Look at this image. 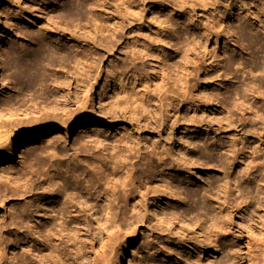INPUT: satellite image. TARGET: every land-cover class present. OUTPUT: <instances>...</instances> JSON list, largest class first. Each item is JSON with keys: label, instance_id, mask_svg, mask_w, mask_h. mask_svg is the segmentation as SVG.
I'll return each instance as SVG.
<instances>
[{"label": "rangeland", "instance_id": "rangeland-1", "mask_svg": "<svg viewBox=\"0 0 264 264\" xmlns=\"http://www.w3.org/2000/svg\"><path fill=\"white\" fill-rule=\"evenodd\" d=\"M68 1L77 0H12L7 7L0 32V107L7 103L20 106V117L27 122L18 137L46 121L77 120L81 115L77 107L83 99L79 101L75 94L76 80L82 75L98 76L87 106L95 116L100 115L99 108L104 109L107 114L100 116L110 126L99 127L92 137L73 132L68 139L55 145L44 143L28 157L11 163V169L0 178V264H13L15 257L20 258L16 264H23L24 236L34 239L39 225L56 218L57 223H71L76 218L86 221L88 257L104 253L109 250L104 244L112 215L123 234L132 224L137 232L123 264H187L190 253L183 244L186 236L196 239L195 233L186 232L188 224L195 229L197 221L210 224V216L196 209L200 197L194 194L209 191L222 173L178 157L187 151L196 160L205 149L202 132L211 149L216 138L225 141L213 133L220 121L216 113L225 101L232 113L237 109L233 103L242 102L237 91L240 95L245 90L264 92V0H78L91 2L94 9L72 15L66 11ZM66 78L71 80L69 87L63 83ZM121 88L139 105L121 100L116 94ZM165 91L166 101L162 99ZM60 95L67 98L57 103ZM247 97L248 103L259 102L253 95ZM144 102L151 105L142 107ZM236 111L233 118L237 114L241 119L242 113ZM5 119L8 117L0 114V123ZM236 129L225 134L233 136ZM238 130L242 135V127ZM97 137L102 144H95ZM251 139L249 143L254 141ZM128 140L133 142L135 156L126 149L130 145L122 143ZM110 146L119 148L110 153ZM262 146L264 151V142ZM159 153L168 168L175 161L183 173L167 167L161 170L156 160ZM114 154L118 157L111 159ZM128 160L134 166L127 165ZM126 169H133L131 175L138 178V184L129 187L135 199L127 206L120 181H125ZM235 170L232 179L239 166ZM247 176L240 177L237 185L245 191L248 188V199L235 211L227 232L218 237L217 250L205 247L202 258L207 263H220L237 244L236 261L242 263L248 256L239 244L242 239L253 243L257 251L251 249L252 254L260 258L258 264H264V184L259 191L260 176L257 184L255 175ZM142 178L150 184L149 197L146 206L139 207L145 216L135 221L130 215L136 213L135 204L141 200L135 194L141 191ZM111 184L119 185L114 190ZM231 185L233 189L237 186ZM153 190L166 198L165 203L153 202ZM62 193L67 198L62 199ZM105 193L114 199L112 209L101 197ZM58 207L73 213L70 217L56 214L53 210ZM127 208L132 210L126 214L128 221L122 219ZM79 246L77 243L75 248ZM81 257L78 262L86 263ZM25 262L33 264L29 259Z\"/></svg>", "mask_w": 264, "mask_h": 264}, {"label": "bare ground", "instance_id": "bare-ground-1", "mask_svg": "<svg viewBox=\"0 0 264 264\" xmlns=\"http://www.w3.org/2000/svg\"><path fill=\"white\" fill-rule=\"evenodd\" d=\"M11 1L12 0H0V32L2 31L1 26H3V16L6 13L7 7L11 4ZM77 1L76 2L68 1L70 3L66 4V11H67L68 15L69 14L72 15L75 11L78 12L79 14H81L82 11H84L85 9L87 10V8L90 10L94 9V6L92 5L91 2H86V1H78L77 2ZM1 62L2 61L0 59V84H1V75H2ZM256 68H259V65H256ZM250 71H251V74L254 73V70L251 69ZM115 77H117V74L113 75L111 78H109L108 84L110 82H112ZM98 79H99L98 76H89V77L86 76V77H84V75H82V77L79 76L77 78V80H76L77 86L75 87V92H76L75 94L79 98V101H80V99H83V101L81 103L79 102L80 104L77 107V110L81 114L77 120L70 117L68 119L60 120V121H56V122L46 121L41 126L36 128L35 130L30 131L27 134L24 133V135L19 136V137L17 135L24 131V127L26 126V122H27L24 119H22V117H20L21 113H22L21 109L19 108L20 106L19 107L16 106L15 103H7L5 106L0 107V114L4 115L5 117L6 116L8 117L7 121L5 119V121L3 120L4 122L0 123V178H2V176L4 175V173L6 171L11 169V163L13 161L17 160L18 158L28 157L29 154H32L35 150L42 147V145L44 143H46L47 145L48 144L55 145L58 142L63 141L64 139H68L69 135L72 134L73 132L80 134V135H83V136L85 135V136L92 137L93 134L99 132L98 131L99 127L110 126V123H108L105 119H103L100 116V115L107 114L104 109L99 108L100 115H98V116H95L93 113H91L88 110L87 102H88L89 97L91 95V91H93V86L95 83H97ZM63 83L67 84L68 85L67 87H69L71 80H69V78H68L67 81H63ZM68 90H69V88H68ZM116 94L118 97H121V100H124L126 104H130V106H133L138 102V101H135V98L132 95H130L126 89L121 88V89H119V91H116ZM167 94H166V91L163 93L162 99L164 101L168 100ZM257 94H260V95H257ZM237 95L240 96V99H241L240 101H242V102L237 103L238 102L237 101V102L233 103L234 104L233 107L237 108L236 109L237 111L235 110L236 113L238 111L240 113H242L241 119H237L236 118L237 114L235 113L236 115L234 117L236 120H238L237 122L235 121V119L233 118V115H234L233 113L235 111L232 113L233 110H231L230 107H228L229 103L225 100H224L225 102H223V104H221L223 109H220V111L218 113H216V118L219 119L220 121L217 123L218 127L215 130L217 132H213V133H215L217 136H223L225 138V141H223L224 140L223 138H222L223 140L221 138H219V139L216 138L212 144L213 149H211V148H209V144H208L207 139H206V134L204 132H202V137H201L200 141L203 144V146L205 147V149L203 150V152L198 153V155L196 156V160L193 159L191 157L190 153H188L187 151H185V152L182 151L181 157H178V159L181 161L187 160L189 162L198 163L201 167H204V168L208 167V168L212 169L213 171H217V172L222 173V175L220 176L221 178L218 177L217 178L218 180L216 183L212 182L210 184V190L209 191L208 190H205V191L201 190L198 193L194 194V195H197L198 197H200L199 201L196 202V209L202 210L205 212V214L210 216V219H209L210 224H208V225L207 224H200L197 221L199 224L197 222H195V224H197V225L192 224L193 226H196L197 229L190 226L191 225L190 223L188 224V226L186 225L187 223L185 224V226H187V228L188 227L190 228V229L186 228V230H187L186 232H188V234L192 232L193 235H194V233L196 235V236L194 235V237H196V239L191 238L189 235H188L189 238L187 239V236H186L185 243L181 240L184 243L183 246L186 249H188V253H190V255L187 257V260H188L187 264H214V262L211 263L212 260L210 263L205 262L206 260L202 258V254L205 251V247H207V246H210L212 249L217 247L215 244L218 241V237L223 234L222 232L225 229H227V228L229 229V224L235 215V211H237L240 208L239 207L240 205H242L243 203L245 204L244 200L248 196V195L246 196V194H248L249 192L246 193L248 188L247 189L243 188V189H246V191L242 190V188H238L237 183L240 180L239 178L253 174V175H255V177H253L254 182L257 184V181H258L257 175L260 176L261 179L259 177V181H258L259 184L257 185L258 188H256L259 191H261V188L263 187V184H264V151L262 148L263 147L262 144L264 142L263 141L264 140V92L262 93L259 90L254 89V91L245 90V92L242 95H240L239 91H237ZM247 95H253L256 98V101L258 99L259 102L253 101L252 103H248L247 102L248 100H246V98H248ZM66 98L67 97L65 95H60L56 98V102L60 103V100H63V99L65 100ZM243 98H244V100H243ZM173 99H174V96H173ZM217 100H218V98H217ZM67 101H68V99H67ZM134 101H135V103H134ZM183 102L184 101H182V103ZM180 103H181V101H180ZM257 103H259V106ZM119 104H120V102H119ZM260 104H262V105H260ZM138 105L139 104L135 105V107ZM150 105H151L150 102H144V105H142V107L150 106ZM148 113H150L149 110H148ZM14 116L20 117L21 120L17 119L18 117L15 119ZM13 117H14V119H13ZM28 123H29V119H28ZM237 124H238V126H236ZM162 125H164V124H162ZM233 127H237V129H236L237 133L233 136H227L225 134L226 130L232 129ZM240 127H242V131H243L242 135L240 134V132L238 130V128H240ZM120 129H122V128H120ZM249 138H253L254 141L252 143H249ZM253 139H251V140H253ZM94 141L96 142L95 144H102V140L99 137H97ZM122 143L125 146L130 145L129 147H127V148L125 147V148L128 149V152H130L131 154H134V153H132V150H134L135 147L132 144L133 143L132 141L128 140L126 142L123 141ZM22 144H25L21 148V149H23V152H22V154L18 155L19 147ZM117 148H119V147L110 146L108 148V150L111 153L112 151H115ZM165 152H166V150H165ZM150 153H153V152H150ZM136 154H137V152H136ZM168 154L166 153L167 156H168ZM138 155L139 154H137L136 157H138ZM150 155H147V157ZM153 155L154 154H152V157H153ZM173 155H175V154H173ZM131 156H135V154L131 155ZM158 156H157L158 159L156 158V160L159 161L158 165L161 166L160 168L162 170V168L164 169L167 167V163L164 162L165 160H164V156L162 153H159ZM117 157L118 156H116V154L111 155V159H116ZM140 157H142V155ZM131 158H134V157H131ZM149 158L151 159V157H149ZM145 159H146V157H145ZM143 160H139V161H143ZM170 160H171V158H170ZM127 162L129 163L130 160H128ZM127 162L125 161V163H127ZM173 162L174 163H171L173 165L170 166V168H168L169 166L167 168L172 169V170L175 169L176 171L183 173L181 170V167H180L181 164H178V162L176 163L175 161H173ZM130 164L132 165L133 163L131 162L127 165H130ZM132 166H134V165H132ZM234 166H236V167L239 166V172L238 173L236 172L238 175H235L236 177L234 176V178L232 179L231 175L233 173L231 174V172H233L236 168ZM133 169H130V170L126 169L127 172L125 170L126 175L124 178H123V174H122V178L125 181L122 182V180H120L121 184L124 187L123 189L121 188V190L123 192L122 194L124 195V200L126 201V206L129 205L130 199H131V201L135 199V197H133L134 195L132 196V193L129 190L130 189L129 187H131L132 185H136V183L138 184V178L137 177L135 178L133 175H131ZM125 172H124V174H125ZM247 177H249V176H247ZM142 179L143 180H142L141 185H140L141 191L136 192V191H139L137 189L135 191L136 192L135 196H137V197L140 196L141 200L139 201V203L135 204L134 208H136V210H135L136 213L134 215L129 214V211H132V210H128V208H127V211L125 210L126 213H125V216L122 217V219H124V217H125L126 221L129 220L127 218L126 214L127 215L129 214L131 219L135 220V221H141V219H143V217L145 216V214H143L144 212L143 213L141 212L142 208H139V207L141 206V204L143 207L146 206L145 203L148 201L149 190H150L149 185L150 184L148 185L145 178H142ZM10 180H11V178H10ZM215 180L216 179H214V181ZM10 182L13 183L14 181L11 180ZM118 182H119V180L116 182V184ZM111 183H112V181H111ZM232 183L235 184L234 186L237 185L235 187V189H233L234 187L233 188L231 187ZM112 185L113 184H111V186ZM118 185H115L114 186L115 188L112 186L113 188H111V189L116 190L117 189L116 186H118ZM239 186H240V184H239ZM15 187L17 189L16 185H15ZM111 189H110V191H111ZM131 189H133V188H131ZM121 190L118 189V191H121ZM113 192L114 191H112V193H111L112 196H113ZM236 192H238V193H236ZM105 194H102L101 197L102 198L105 197L106 203L108 204L107 206L106 205L105 206L108 209H110L112 206L111 202L114 201V199L112 198V201H111V199H110L111 195H110V197H108V194H106V195ZM238 194H240V195L237 197ZM123 195L121 197L122 199H123ZM152 195H153L152 200H153V202H156V204L165 203L166 198H163L162 196L157 195L156 190H153ZM66 196H67L66 194H63V193L61 194L62 199ZM239 199L242 201H239ZM68 201L69 200H65L64 202L66 203ZM64 202L61 203L62 206H63ZM106 203H104V204H106ZM64 206H65V204H64ZM114 206H116V205H114ZM246 209H248V207ZM65 210H64V208L62 209V207H61V209H60V207H58V209L55 208L53 210V212H56V214H61L64 216L66 215V216L70 217L71 213H73V212L69 211L70 213H67L68 214L67 215ZM67 212H68V210H67ZM131 213H133V212H131ZM109 214L110 213L107 214V218L110 216ZM164 214H165V212H164ZM165 215H166L165 218L167 216L169 217L167 212ZM157 216H158V218L161 219V217L159 215H157ZM59 218H60V216H59ZM114 219L116 220L115 216L112 215L111 219H110V220H112L111 226L108 227V229H107L108 231L106 233V240H105V244H104V246L108 247L109 250L105 251L104 253L102 252L99 254H97V253L91 254L92 256H90V257H88L89 252L88 253L86 252V246H87V243L89 240L88 239L89 237L87 235L88 234V224L86 223V221H82V219L81 220L79 219V221H75V220H77V218H76L75 220H73V222L75 221L74 222L75 227L74 226L71 227L73 225L71 223H73V222L70 223L67 221H63L61 223H57L59 221V219L56 218V219L52 220L51 222H45L44 225H42V226L37 225L38 227H37L36 232H35L36 236H33L34 239L32 238V235L31 236L25 235L22 242L20 241L23 248H24L23 251L26 252V254L21 253V256L23 257L22 262H23V264H26L27 262H25V261L27 259H29L30 261H33V264H82V263L78 262L80 255H81L82 256L81 258H84L87 261L84 264H123V262L126 259V256L129 255L131 252V247L136 243V233L137 232H136L135 227L132 226L133 225L132 224L131 228L129 227L130 230L127 231L126 234H123V232L121 231L120 225L115 224L116 221L114 222ZM110 220L108 219V221H110ZM199 221L201 222V220H199ZM204 223H206V222H204ZM28 225H30V224H27V226ZM28 227L30 228V226H28ZM193 228L195 230H198V232L196 233L195 230L193 231L192 230ZM225 231L227 232V230H225ZM32 232H34V231H32ZM32 232H31V234H33ZM250 242L249 241H243L242 239L240 240L239 244H241L242 247L244 246L246 254L248 253L247 254L248 256L246 257L247 259H245V258L242 259V263H240L239 261H236L237 257H238V255H236V253H237V249L239 248L238 247L239 245L237 244V245L233 246L234 252H232V250L230 249L229 254L228 255L226 254L227 256L224 257V259L221 258L222 261L220 260V263H217V264H258L257 260H259L260 258L257 259L256 255L252 254V253L256 252L257 250L255 249V246H253V243L251 244ZM77 243H80L81 246H79L78 248H75L77 246ZM70 245L74 246L75 251H73V249L70 247ZM10 246H12V243L10 244ZM13 247H15V246H13ZM229 247H231V246H229ZM256 247H258V246H256ZM253 248H254V250H253ZM218 249H220V248H218ZM251 249L254 252H251ZM260 249H259V251H260ZM216 250H217V248H216ZM223 252H226V250H224ZM259 253H261V252H259ZM30 254L32 255L33 258L28 257ZM222 254H225V253H222ZM257 256H259V255H257ZM12 257H13V253H12ZM262 257H264L263 254H262ZM19 259L20 258L15 257L13 264H16V261L17 260L19 261Z\"/></svg>", "mask_w": 264, "mask_h": 264}]
</instances>
